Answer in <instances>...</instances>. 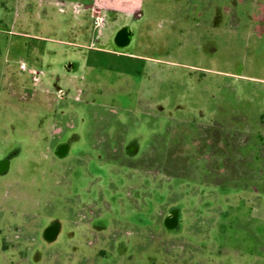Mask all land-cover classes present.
<instances>
[{"label":"rangeland","instance_id":"1","mask_svg":"<svg viewBox=\"0 0 264 264\" xmlns=\"http://www.w3.org/2000/svg\"><path fill=\"white\" fill-rule=\"evenodd\" d=\"M141 1L145 19L133 29L134 40L128 49L132 55L118 56L104 51L113 49V46L105 44L103 38L114 31L119 16L118 12L111 11H118L122 1L0 0L2 133L5 134L4 128L10 127L14 130L12 142L19 138L33 143L31 130L39 122L37 109L48 112L58 100L59 88L68 91L65 81L69 73L66 68L75 63L81 64V71L87 70L84 72V80L87 76L92 78L96 73L107 74L111 83L118 86L116 96L125 94L120 76L138 72L146 75L148 66L145 65H149L150 61H157L166 71L179 72L182 79H186L187 75L196 79L203 76L205 79L202 83L198 82V85L203 84L202 90L206 95L214 93L216 86L220 85L221 88L228 87L232 91L235 88L241 90L239 101H245L250 106L264 101V0ZM22 65L26 67L25 70ZM36 74L40 79L39 83L33 79ZM232 83L235 88L230 85ZM77 86L84 89L87 85L82 80ZM199 91L190 93L187 87L182 86L177 93L195 97L201 95ZM127 92L130 97V93H134L132 90ZM92 99L100 98L97 93H93ZM203 112L206 118L212 115L207 109ZM215 133L211 139H205L204 144L195 142L193 146L198 145V150L203 146L206 154L211 151L207 157L209 159L211 155L218 153L219 157H226L225 161H220L222 165L219 157L209 161L212 162V168L208 166L210 172L205 173V184H211L214 188H204V196L213 197L219 190L216 187H221L219 193L224 197H221L222 201L218 206L224 213L218 215L212 207L205 209L204 213H200L199 209H185L184 222L189 223L186 237L191 239L185 238V243L189 240L187 248L192 250L196 248L194 242L203 244L206 251L200 264H264V199L259 194L264 191V185L256 181L259 172L246 168L250 162L255 163L260 155L264 156V139L257 134L258 129L249 130L247 127L244 134H238L237 131L226 148L225 138L220 137L216 130ZM262 134L264 135V130ZM241 149L245 151L241 152ZM27 153L28 157L23 154L13 162V172L8 177L0 179V207H10L3 219H0V264H55V256L58 257L59 264H66L69 261L67 255L71 254V259L75 258L70 252L74 246L77 247L75 244H85L84 239H72L75 236H72L73 230L70 232L73 229L70 223H66L64 235L51 245H42L39 240L30 245L21 239L17 240L15 236L17 232L14 227L22 223L15 213L25 211L34 217L40 216V223H47L48 217L52 215L64 220L69 218L63 208L39 209L37 203L52 201L59 208L65 203L63 194L73 177L68 173L71 181L66 183L64 179L67 174L46 175L48 161L45 158L32 160V151L28 149ZM172 158L170 165L158 160L157 164L143 163L140 169L141 189H157L156 216L163 213L166 198L171 197V200L176 201L173 191L170 196L161 186L165 181H171L170 175L185 174L181 170L185 165L181 164L185 157L180 155ZM255 167L262 168L260 165ZM229 172L232 176L228 175ZM249 174H253L249 178L254 179V182H249L246 186L251 187L254 192L234 193L223 190V186H235L239 184L235 181L244 180V176ZM85 182L82 173H78L74 184L69 185H73L75 189L84 186ZM167 184L168 182L165 185ZM125 185L129 187L132 183L125 180ZM141 192L144 196L145 191ZM211 200L214 204L218 202ZM219 218L222 219L221 223L217 221ZM197 230L201 234L198 233L200 236L195 238L193 236ZM92 243H95L94 247L97 244L96 248L99 250H115V241L100 240ZM129 243H126V247L130 245L127 256L122 257L118 264H165L163 261L166 255L155 252V249L140 251L134 241ZM182 244L181 241L173 240L161 247L164 252L172 250L173 253L181 254ZM21 245L31 246L26 260L16 252L15 248ZM146 245L147 242L140 243L142 248H146ZM213 253H216L215 257L210 256ZM103 255L105 254L102 252L97 253L95 264L100 262V256ZM85 258L87 257H78L79 260H86ZM78 259L76 264L86 263ZM100 264L105 263L101 261ZM182 264L191 262L185 260Z\"/></svg>","mask_w":264,"mask_h":264},{"label":"flooded vegetation","instance_id":"2","mask_svg":"<svg viewBox=\"0 0 264 264\" xmlns=\"http://www.w3.org/2000/svg\"><path fill=\"white\" fill-rule=\"evenodd\" d=\"M119 1H122L121 5L119 4L121 8L118 11H111L118 12V23L114 31L103 38L106 41L104 43H110L113 49L104 51L118 56H128L132 55L128 49L133 44V29L145 19V14L142 11L141 0ZM22 66L25 70L26 67ZM145 66H148L145 71L147 76L141 72L120 76L125 94L116 96L118 86L111 83V78L107 74L96 73L92 78L87 76L84 80V72L87 70L81 71L80 63L71 64L66 68L69 73L65 81L68 91L59 88L58 100L48 112L37 109L39 122L31 130L35 142L28 143L19 138L12 142L14 130L10 127L4 128L3 134L0 128V179H5L13 172L14 161L23 154L25 157L29 156L28 149L32 151L30 159L45 158L48 161V166L45 167L46 175L67 174L64 179L66 183L71 181L70 176L73 177L72 183L69 184H74L78 173H82L86 179L84 186L75 189L73 185L68 184L63 194L65 203L59 208L52 201L37 203L39 209L63 208L69 217L66 220L52 215L48 217L47 223H40V216L34 217L25 211L15 213L17 219L22 221L14 227L17 240L21 239L30 245L39 240L42 245L44 243L51 245L64 235L66 223H70L73 227L70 232L73 230L72 236H75L72 239H84L85 244L78 245L74 242L77 247L74 246L70 252L75 258L71 259V254L67 255L69 261L66 264L72 262L76 264L78 257H87L86 260L78 259L86 261L85 264H95L97 253L100 252L105 254L100 256V262L121 263L122 257L127 256L129 251L130 245L126 247V243L130 244L129 241H134L140 251L155 249V252L159 251L161 255H166L163 261L165 264H182L185 260L191 264L202 262L206 251L203 244L192 243L196 246L192 250L187 248L186 243L189 240L185 243L189 238L186 237L189 223L184 222V211L189 207L204 213L205 209L212 207L219 215L223 210H219L218 204L224 196L219 193L221 187H216L219 190L213 197L204 196V188H214L211 184H205V173L210 172L209 168H212V162L209 161L216 160L219 153L211 155L209 159L207 157L212 152L206 154L203 146L198 150V145L194 147V143L204 144L205 139L209 140L215 136L216 130L220 137L225 138L227 148L235 133L238 131V134H244L247 127L249 130L258 129L257 134L263 140L264 101H258L259 103L251 106L245 101L240 102L241 90L235 88L233 83L230 85L235 91L228 87L221 88L219 85L216 86L214 93L206 95L202 90L203 84H200L205 79L203 76L196 79L192 75H187L186 79H182L179 72L166 71L157 61H150L149 65ZM33 79L36 83L40 82L37 74ZM82 80L83 84L87 85L84 89L77 86ZM190 80L194 81L193 84ZM182 86L187 87L190 93L199 89L198 93L201 95L187 97L180 92L177 93ZM129 90L134 92L130 93L131 97L127 92ZM93 93H97L100 99L93 100ZM204 109L212 114L210 118L204 116ZM180 155L185 157L181 163L185 164L183 169L181 168L185 174L170 175L171 181L164 180V185L161 186L170 196L173 191L176 201L171 200V197L166 198L163 213L156 216L157 189L156 187L141 189L140 169L143 163L153 164L158 160L170 165L172 156ZM225 159L226 157H219L218 160L220 162ZM257 165L262 168L255 169L254 166ZM246 168L259 172L256 181L264 185V156L260 155L255 163L250 162ZM228 175L232 176L230 172ZM249 177H253V174L244 176V180L235 181L239 183L235 186L228 184L222 189L234 193L244 191L252 193L254 190L246 186L249 182H254V179ZM125 180L132 183V186L126 187ZM142 190L145 191L144 196ZM259 194L264 199V191ZM211 199L217 200V204ZM9 210L8 206L0 207V219H3L5 212ZM217 221L221 223L222 219L219 218ZM198 233L199 230L193 237L198 238L201 234ZM100 240L115 241V250L114 248L112 251L99 250L96 248L97 244L94 247L95 243L92 241ZM173 240L183 243L184 249L182 248L181 254L173 253L172 250L162 251L164 249L161 246ZM141 242L148 243L146 248L140 247ZM199 246L202 248H198ZM30 247L21 245L15 249L26 260ZM250 255L249 253L248 256ZM210 256L215 257L216 253ZM55 257V264H59L58 257Z\"/></svg>","mask_w":264,"mask_h":264}]
</instances>
